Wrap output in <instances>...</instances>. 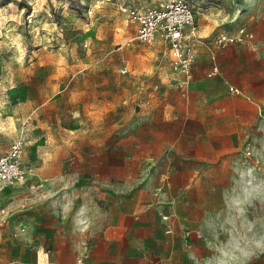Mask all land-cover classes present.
Listing matches in <instances>:
<instances>
[{"label": "rangeland", "instance_id": "374dc122", "mask_svg": "<svg viewBox=\"0 0 264 264\" xmlns=\"http://www.w3.org/2000/svg\"><path fill=\"white\" fill-rule=\"evenodd\" d=\"M215 1L222 11L211 17L264 38V0ZM157 2L0 0V155L23 141L22 165L38 181L28 197L39 204L45 239L70 240L72 217L88 213L76 238L84 237L101 214L115 212L117 197L132 194L140 164L156 151L168 50L135 38L137 25L122 7ZM257 148L246 189L251 218L246 228L233 215L227 226L222 220L218 251L205 264H264V140Z\"/></svg>", "mask_w": 264, "mask_h": 264}, {"label": "crops", "instance_id": "0c3cea01", "mask_svg": "<svg viewBox=\"0 0 264 264\" xmlns=\"http://www.w3.org/2000/svg\"><path fill=\"white\" fill-rule=\"evenodd\" d=\"M192 2L204 39L196 47L193 80L185 89L177 86L168 45L157 38L168 50L169 98L155 107L156 151L140 164L132 194L117 197L115 212L101 214L84 237L76 238L92 219L88 213L72 217L70 240L45 239L39 204L28 197L38 185L35 170L25 166L19 192L7 186L0 196L8 211L0 224V264H75L77 257L85 264H205L218 251L222 220L227 226L233 215L235 226L246 228L252 212L246 189L262 155L256 145L264 140V38L215 46L218 32L237 27L211 17L222 11L219 2ZM213 66L217 72L209 75ZM14 190L22 195L15 207L9 202Z\"/></svg>", "mask_w": 264, "mask_h": 264}, {"label": "built area", "instance_id": "2783aa9c", "mask_svg": "<svg viewBox=\"0 0 264 264\" xmlns=\"http://www.w3.org/2000/svg\"><path fill=\"white\" fill-rule=\"evenodd\" d=\"M127 12L131 21L137 24L135 38L143 42L160 38L168 45L170 67L176 76V84L181 89L188 87L193 80L196 47L204 40L198 33L195 7L184 0H162L154 6L131 8ZM253 39L254 33L245 25H239L234 32H218L211 43L225 47L233 42H251ZM216 72L217 67L213 66L209 75ZM22 150L23 141L17 139L0 155V196L5 187L27 178L28 169L21 161ZM7 215L8 211L0 205V224ZM169 230L167 228L166 231ZM75 264H85L84 259L77 257Z\"/></svg>", "mask_w": 264, "mask_h": 264}]
</instances>
